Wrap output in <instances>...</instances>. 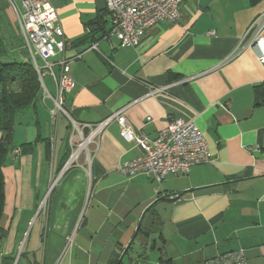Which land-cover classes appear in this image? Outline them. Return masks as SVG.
<instances>
[{"label": "crops", "instance_id": "1", "mask_svg": "<svg viewBox=\"0 0 264 264\" xmlns=\"http://www.w3.org/2000/svg\"><path fill=\"white\" fill-rule=\"evenodd\" d=\"M49 2L65 55L82 52L70 63L75 84L65 99L76 122L95 124L124 108L132 129L155 137L170 119L191 121L212 161L160 184L143 174L126 177L118 166L142 149L126 142L112 120L88 145L89 162L83 152L61 172L71 150L70 125L65 117L51 125L41 88L35 107L16 115L13 131L14 147L33 143V149L11 152L2 168L0 264H110L132 237L121 264H159L160 257L202 264L235 249L247 264H264V106H254L252 93L264 81V18L256 37V26L248 30L264 15V0H181L177 22H160L126 47L105 35V0ZM0 21L14 28L13 36L0 29L6 57L27 60L5 0ZM91 43L97 49H88ZM43 82L53 93L51 77ZM153 87L166 88L149 94ZM175 195L179 199H161ZM155 201L156 215L148 210L154 218L145 214L136 231Z\"/></svg>", "mask_w": 264, "mask_h": 264}, {"label": "built area", "instance_id": "2", "mask_svg": "<svg viewBox=\"0 0 264 264\" xmlns=\"http://www.w3.org/2000/svg\"><path fill=\"white\" fill-rule=\"evenodd\" d=\"M13 11L23 48L27 56L36 61L40 68L44 93L42 100L50 102L49 120L55 126L59 117L67 118L70 125V153L64 163V172L73 164H78L81 153L89 162L88 145L95 142L100 132L115 120L119 125L120 136L128 143H134L142 149V153L123 162L117 170L126 177L143 174L160 184L168 175H185L199 164L212 161L207 142L199 128L191 121L179 118L170 119L158 131L155 137H149L141 129L135 131L128 124L124 108H120L110 117L95 124L76 122L65 106L66 95L74 88V78L70 63L80 59L82 52L66 56V41L56 13L49 0H5ZM181 0H105L109 14L110 28L106 36H114L120 47L136 45L144 32L160 22H177L181 16ZM264 15L254 19L250 29H254L255 37L261 32ZM210 31L209 34H212ZM88 49H97L91 43ZM264 65V55L260 57ZM51 77L54 92L50 93L44 85L43 78ZM166 87H153L149 94L161 92ZM88 128L85 133V129ZM17 155L19 149H13ZM52 180L50 185H54ZM202 264H247L241 249L229 250L208 258Z\"/></svg>", "mask_w": 264, "mask_h": 264}, {"label": "trees", "instance_id": "3", "mask_svg": "<svg viewBox=\"0 0 264 264\" xmlns=\"http://www.w3.org/2000/svg\"><path fill=\"white\" fill-rule=\"evenodd\" d=\"M248 1L251 5H254L260 0ZM3 58L8 57H6L4 47L1 46L0 42V219L4 207V177L2 168L5 165L7 156L16 148L12 144L15 117L18 113L35 107V104L42 96V89L29 57L27 60H10V58L5 60ZM252 93L254 106H264V81L255 84L252 88ZM18 149L19 154L29 153L33 149V143H22ZM155 203L156 201L149 206V211L153 212V214L155 213ZM141 230L142 227L140 226L138 232ZM4 236L5 231L0 227V241ZM132 244L133 242L127 251H125V255ZM152 247L151 245L150 248ZM122 251L123 249H120L116 256L110 260V264H121L119 257ZM158 251L161 253V248H158ZM159 264H171V261L170 259L160 257Z\"/></svg>", "mask_w": 264, "mask_h": 264}, {"label": "water", "instance_id": "4", "mask_svg": "<svg viewBox=\"0 0 264 264\" xmlns=\"http://www.w3.org/2000/svg\"><path fill=\"white\" fill-rule=\"evenodd\" d=\"M179 197H180V195H175L174 197H170V196H162L161 199H164V200H167V201H173V200H177V199H179ZM148 210H149V207H147V208L143 211V213H142V215H141V217H140L139 223H138V225H137L136 231H137V229L140 227V224H141L142 218H143V216L145 215V213H146ZM133 239H134V237H132V239L130 240V242L127 244V246H126L125 249L123 250V252H122V254H121L119 260H121V258L123 257L125 251H127V249L130 247V245H131Z\"/></svg>", "mask_w": 264, "mask_h": 264}, {"label": "rangeland", "instance_id": "5", "mask_svg": "<svg viewBox=\"0 0 264 264\" xmlns=\"http://www.w3.org/2000/svg\"><path fill=\"white\" fill-rule=\"evenodd\" d=\"M0 29H8V31H9V34L10 35H12L13 36V32L11 31V29H14L13 27H10V26H8L5 22H2V21H0ZM2 32H5L4 30H2ZM0 34H1V31H0ZM14 40L15 41H17V39H15L14 37H12V41L14 42ZM9 47V46H8ZM27 55V54H26ZM3 59H5V60H8V58H3ZM12 144H14L13 143V140H12ZM155 211V210H154ZM146 215H147V217H152V218H154L153 217V214H151V212H146L145 213ZM156 215V213L154 214V216Z\"/></svg>", "mask_w": 264, "mask_h": 264}, {"label": "bare ground", "instance_id": "6", "mask_svg": "<svg viewBox=\"0 0 264 264\" xmlns=\"http://www.w3.org/2000/svg\"><path fill=\"white\" fill-rule=\"evenodd\" d=\"M29 59H30V58H29ZM30 61L32 62V65H33V67H34V69H35V71H36V74H37V77H38V81H39V83H40V86H41V88L44 89V86H42V77H41L40 68H39V66L37 65L36 61H33V60H31V59H30Z\"/></svg>", "mask_w": 264, "mask_h": 264}]
</instances>
